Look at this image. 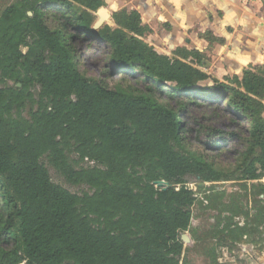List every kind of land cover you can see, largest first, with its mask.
Masks as SVG:
<instances>
[{"label":"trees","instance_id":"trees-1","mask_svg":"<svg viewBox=\"0 0 264 264\" xmlns=\"http://www.w3.org/2000/svg\"><path fill=\"white\" fill-rule=\"evenodd\" d=\"M102 6L14 0L0 11V264H180L197 201L189 179L264 177V67L201 86L210 78L199 68L203 53H158L141 38L150 29L136 10H118L116 27L94 30ZM84 37L106 42L109 64L137 73L145 88H110L84 75L75 46ZM222 97L249 125L231 174L187 147L190 107ZM205 132L213 149L235 135ZM44 159L91 191L55 183ZM162 180L170 186L158 187Z\"/></svg>","mask_w":264,"mask_h":264},{"label":"rangeland","instance_id":"rangeland-1","mask_svg":"<svg viewBox=\"0 0 264 264\" xmlns=\"http://www.w3.org/2000/svg\"><path fill=\"white\" fill-rule=\"evenodd\" d=\"M13 1L0 0V11ZM49 24L52 28L57 26L52 18ZM109 24L112 25L113 21ZM75 46L78 49L79 68L88 78L102 81L110 88L123 87L133 91L145 88L140 75L124 72L109 64L111 48L106 42L84 37L76 40ZM214 80L218 79L210 76L199 84L213 85ZM162 101L176 104L167 96ZM200 102L202 105L190 107L187 116L188 127L193 130L187 147L231 174L241 162L242 152L246 149L249 137L247 120L239 119L228 107L225 97L209 104L202 99ZM25 115H28L26 111ZM207 127L235 135L226 144L213 149L206 144L210 140L205 132ZM44 161L55 183L78 194L91 191L86 184H71L52 164L46 159ZM261 185H264V177L244 180L240 172L229 180L215 182L189 179L188 186L195 192L197 201L192 207L191 226L181 233L184 247L180 264H245L240 263L242 260H248L246 264H250L248 244L264 241V217L257 216L258 211L264 208V197L258 194ZM244 245L248 250L243 249ZM241 254L243 258H240Z\"/></svg>","mask_w":264,"mask_h":264},{"label":"crops","instance_id":"crops-1","mask_svg":"<svg viewBox=\"0 0 264 264\" xmlns=\"http://www.w3.org/2000/svg\"><path fill=\"white\" fill-rule=\"evenodd\" d=\"M104 1L112 15L124 8L138 11L150 29L141 38L158 53L172 57L178 48L203 53L199 68L219 81L264 67V0ZM111 20L107 24L116 27ZM208 32L224 43H210L202 37ZM248 245L250 264H264V241Z\"/></svg>","mask_w":264,"mask_h":264},{"label":"water","instance_id":"water-1","mask_svg":"<svg viewBox=\"0 0 264 264\" xmlns=\"http://www.w3.org/2000/svg\"><path fill=\"white\" fill-rule=\"evenodd\" d=\"M98 18L96 19V21L94 22L93 25V29L97 30L100 27H102L104 24H107L110 22L111 18H112V13L105 7L102 6L100 7L97 12H96ZM157 186H164V187H169L170 183L162 180V181H158L156 182Z\"/></svg>","mask_w":264,"mask_h":264}]
</instances>
